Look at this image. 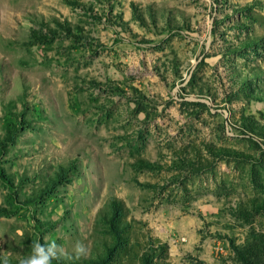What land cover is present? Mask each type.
I'll use <instances>...</instances> for the list:
<instances>
[{
	"label": "rangeland",
	"instance_id": "374dc122",
	"mask_svg": "<svg viewBox=\"0 0 264 264\" xmlns=\"http://www.w3.org/2000/svg\"><path fill=\"white\" fill-rule=\"evenodd\" d=\"M36 240L264 264V0H0V264Z\"/></svg>",
	"mask_w": 264,
	"mask_h": 264
},
{
	"label": "clouds",
	"instance_id": "9594fccd",
	"mask_svg": "<svg viewBox=\"0 0 264 264\" xmlns=\"http://www.w3.org/2000/svg\"><path fill=\"white\" fill-rule=\"evenodd\" d=\"M88 254L86 244L81 241H77L72 253L69 254L67 250L55 240H49L46 243H41L39 240L33 242L31 252L29 255L19 261V264H53V261L64 259H79L85 257ZM4 264H8L5 259Z\"/></svg>",
	"mask_w": 264,
	"mask_h": 264
},
{
	"label": "trees",
	"instance_id": "16d2710c",
	"mask_svg": "<svg viewBox=\"0 0 264 264\" xmlns=\"http://www.w3.org/2000/svg\"><path fill=\"white\" fill-rule=\"evenodd\" d=\"M14 133V131L11 129V128H7V131H6V134H5V137L6 138H9V136L11 135V134H13ZM6 140V139H5ZM110 206H111V210H112V214H113V218L115 219V218H118L119 216H120V214H121V210H122V205H121V202L118 200V199H116V198H113L111 201H110ZM112 230H113V232H115L116 233V236H120V234H121V230H119L114 224H112ZM239 252H241V251H239ZM246 253L245 252H241V257H242V259L244 260V261H249L247 258H248V256H247V254L245 255Z\"/></svg>",
	"mask_w": 264,
	"mask_h": 264
}]
</instances>
